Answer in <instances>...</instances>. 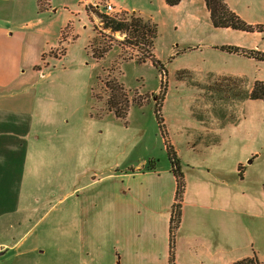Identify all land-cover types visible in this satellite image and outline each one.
<instances>
[{"label":"rangeland","instance_id":"obj_1","mask_svg":"<svg viewBox=\"0 0 264 264\" xmlns=\"http://www.w3.org/2000/svg\"><path fill=\"white\" fill-rule=\"evenodd\" d=\"M224 1L247 24L264 25V0ZM77 3L55 1L57 12L50 18L41 16L44 24L36 27L49 31L44 48H54L44 57L52 59L44 71L49 76L38 85L56 118L50 127L38 128L64 135L48 142L54 150L48 151L51 164L38 178L42 195L49 192L56 202L69 193L79 194V183L93 176L148 171L154 165L165 203L174 184L167 141L180 159L185 188V218L175 231L179 263L199 264L202 259L201 264H229L254 252L264 264V101L242 99L253 82H264V62L217 49L257 46L242 49L264 52V33L214 28L204 0H183L173 7L164 0L121 1L136 13L125 11L118 19L135 16L156 24L151 51L164 65L160 73L150 62H137L148 48L130 47L124 33L105 27L104 14L91 17L82 8L70 31L64 32L68 10ZM71 31L69 41L59 46V37L66 41ZM64 49L65 58L53 59ZM113 81L121 89L112 101L124 109V119L116 118L107 104ZM156 118L161 119L166 139ZM81 139L86 158L95 151L98 157L78 169L74 147ZM35 171L30 169V176ZM130 175L111 177L118 181L112 185L130 186L132 194L142 179L150 180ZM203 242L202 248H195Z\"/></svg>","mask_w":264,"mask_h":264},{"label":"crops","instance_id":"obj_2","mask_svg":"<svg viewBox=\"0 0 264 264\" xmlns=\"http://www.w3.org/2000/svg\"><path fill=\"white\" fill-rule=\"evenodd\" d=\"M55 1L59 0H25L23 4L19 0H0V264H170L169 222L176 190L170 170L174 184L165 203L162 184L154 179L159 178L156 168L120 172L101 179L93 176L79 183V194L69 193L56 202L49 192L42 195L44 187L38 178L51 164L48 151L54 150L53 143L51 147L48 142L64 136L38 128L40 124L50 127L56 122L52 103L41 96L42 85H38L39 79L49 76L44 71L52 59L44 57L54 48L45 49L49 31L36 28L44 24L41 16L50 18L51 13L57 12L52 6ZM77 1V7L68 10L65 23L73 24V17L83 13L80 0ZM117 5L124 12L136 13L120 2ZM71 35L72 31L66 41L60 36L59 46ZM66 55L64 49L62 55L53 59L61 61ZM40 73H44L41 78ZM233 74L245 76L242 72ZM83 144L81 139L74 147L78 169L98 157L95 151L86 158ZM33 168L36 171L30 176ZM133 173L150 180L142 179L132 194H128L130 186L112 185L118 181L111 177L125 178ZM184 208L182 202L178 230L183 226ZM177 249L175 245L174 264H182Z\"/></svg>","mask_w":264,"mask_h":264},{"label":"trees","instance_id":"obj_3","mask_svg":"<svg viewBox=\"0 0 264 264\" xmlns=\"http://www.w3.org/2000/svg\"><path fill=\"white\" fill-rule=\"evenodd\" d=\"M181 0H164L166 5L173 7L180 3ZM205 8L209 13V19L212 26L216 29H231L235 31H241L246 33H264V25H249L244 22L239 16H237L232 10H230L224 0H204ZM104 19L105 27L112 32H121L126 35V43L132 47L139 50L138 45L146 46L148 49L144 53L143 57L137 59L139 64L150 62L160 73L165 71L164 65L158 61L152 54L153 44L157 36V26L150 19L144 21L141 17H131L130 19H118L102 15ZM221 51L228 53H234L238 55L245 56L247 58H252L258 62H264V52L259 51H248L245 53L244 49L235 47V46H223L217 47ZM179 52H176L175 55H178ZM113 87L110 88V98L107 101V104L110 108V111L114 113L116 118L124 119L125 111L120 110L116 103L112 101L114 96H117V91H120L119 85H116V82L113 81ZM116 87V88H115ZM117 90V91H116ZM242 99H247L251 101H264V82L255 81L251 88V91L242 97ZM126 104V105H125ZM124 108L127 107V102H125ZM158 123V128L163 136L166 139V135L163 131L161 124V119L156 118ZM166 155L170 164V172L176 180V190L174 202L171 207L170 222H169V234H170V264H174V246H175V231L180 226L181 216H182V201L184 195V183L183 175L180 167V159L177 156V153L173 150L172 146L165 143ZM149 170H154L156 167L154 165H149ZM231 264H261L258 260L257 255L253 252V255L249 257L242 258L240 260L234 261Z\"/></svg>","mask_w":264,"mask_h":264},{"label":"built area","instance_id":"obj_4","mask_svg":"<svg viewBox=\"0 0 264 264\" xmlns=\"http://www.w3.org/2000/svg\"><path fill=\"white\" fill-rule=\"evenodd\" d=\"M123 0H103V1H88L80 0L82 8L85 10L86 14L91 17H95L96 13L104 14L108 17L119 18L123 14V10L117 5V3ZM71 23H68L63 31H70L69 27ZM43 77L44 73H40Z\"/></svg>","mask_w":264,"mask_h":264}]
</instances>
